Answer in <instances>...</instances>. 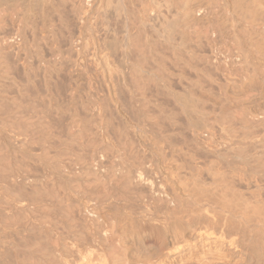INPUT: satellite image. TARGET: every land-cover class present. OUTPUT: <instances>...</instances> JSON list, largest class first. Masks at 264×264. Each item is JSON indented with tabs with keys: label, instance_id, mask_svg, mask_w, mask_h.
I'll list each match as a JSON object with an SVG mask.
<instances>
[{
	"label": "rangeland",
	"instance_id": "374dc122",
	"mask_svg": "<svg viewBox=\"0 0 264 264\" xmlns=\"http://www.w3.org/2000/svg\"><path fill=\"white\" fill-rule=\"evenodd\" d=\"M88 3L91 4V0H89ZM90 8H92V5ZM91 11L92 12H90V14H94L95 10L93 9ZM89 20L90 23L95 22L92 16ZM214 21L211 19L209 21V25L213 26ZM6 25L7 24L3 22L2 17H0V29L3 31H9L11 28L8 27L9 30H7ZM87 26L85 27L86 29L84 30L81 39L82 47L85 49L83 54L79 59L74 57L67 58L65 63L66 68L64 69L65 72L68 73H87L86 75H88V77L86 79L52 82L50 85H48L49 93L47 92V94H45V84L39 80L0 81V264H109L101 260L104 257L102 255V250H98L96 253L92 254V257L95 261L93 260L90 262V260L86 258L89 253V249L88 245H85L87 241L85 238L84 242V237H90L92 234V239L95 240V244H97L98 247L103 246L101 236L98 234L99 227L108 230V244H113V241L118 243V245H116L119 248L113 249L115 256H117L118 251H127V261H125L126 259L122 261L124 264H207V262H209L212 258L209 252L216 248H222L223 246L225 248L223 247L222 249L226 252L231 245L228 247V244L216 242L213 237L207 236H204V238L202 236L203 239L198 237L196 241L188 235L183 240L180 239L179 235L176 237L175 226L172 223V219L168 215V212H171V210H167L165 207H163V203L159 201V197H162L163 193L168 191H170L169 193H171V191H178L177 193H180L183 196L186 192L184 188L185 186L187 187V191L194 195V198H204L207 200L205 197L208 196L207 198L210 197V199H208L209 201L215 199V202L218 198L219 204L220 201L221 203L223 201L220 199L224 198L226 203L234 204V206H231V208H243L246 206V215L248 214L251 217L247 218V223H250V225L246 224L248 225L246 226V221L244 222V225L247 228L249 226V228L252 227V229H250V233L248 232L249 228H246L248 230H246L248 234H246V236L247 238H253L252 234L255 232L254 229L257 228V225L259 226L258 223H260V221L263 219L262 217H264V209L262 210L264 207V120H262L264 119V110L262 111L261 109L264 105V82L260 80L264 73V65L263 67L262 65H257V74L260 76V79L257 80V87L259 89L257 90L259 91L257 92V97H237L232 99V101H229V103L226 102L228 101L226 98L218 95V91L227 85L224 81H222L223 78L221 81L201 79L198 80L199 82L189 78H182L179 82L180 79H177L176 77H169L165 80H157L154 82L153 80L140 79L137 80L139 82L136 80L125 82V85H123L122 81H114L115 83L113 81H108L106 82L105 87L103 83L100 84L99 80L91 77V75H93L96 70H99L97 63L95 62V51H93L95 50L94 47L98 43L95 38V35L97 34L95 33V29H93L95 27H91L93 26L92 24L91 26L90 24L88 27ZM131 26L130 28H132ZM71 27L70 30L74 32L75 28L73 27L74 29H71ZM117 27L120 28H116L118 29L116 38H118L117 40L120 38L122 40L126 32L124 31L123 27L121 28V25ZM38 30L39 27H36L35 31L37 34L39 33ZM22 31H25L26 35L30 33L29 28H22ZM210 36L211 35H201L200 45L208 48V44L221 47L225 45L223 44L225 41L228 43L226 37H224L225 41L223 40L224 42L220 44L218 41H213L212 36ZM202 40H204V42H202ZM37 41L34 42V44L32 43V47H38L37 50L39 54L34 53L30 46L31 43H25V51L28 54V68H31L34 72L37 71L38 73L43 69L38 63V59L44 43L40 39H37ZM40 42L41 44L39 45L38 43ZM31 51L34 54H31ZM116 51L115 70L119 73L122 71H128L130 68L127 67L128 64L126 65L122 59V48L118 47ZM35 56L37 60L34 59ZM167 63L169 62L167 61L166 64L164 63L165 65H158L161 68L160 72L164 73L166 71L168 72V69H175L170 63ZM130 64L133 65L131 60ZM145 65L144 69L157 68V65H153L150 61L147 63L148 66ZM12 66L9 69L12 70ZM225 66L226 64L222 62L220 64V67L222 68L220 69L209 67V65L206 67L210 72H212V74L221 77L220 74L222 70L224 71L227 68ZM260 67H262L263 70L260 69ZM15 68V70L13 68V72L17 70L19 71L20 69L19 67ZM48 70L57 72L59 67L57 65L49 64ZM182 70L187 75L193 74L186 67H184ZM216 71L221 72L219 74L216 73ZM0 72L2 71L0 70ZM149 83L153 84L149 85ZM162 83L167 85L166 88H164L165 85L163 86ZM261 83L263 85L260 87L259 84L261 85ZM107 86H110V88L108 87L107 89ZM157 87L161 88L159 93ZM145 88L146 90L144 91ZM168 89H170V91ZM183 90L184 92L189 91L190 93L194 94L196 99L198 98V104L200 105H198V109L203 112L200 115L203 118L197 116L198 114L193 112L192 113L194 116L191 117V114L190 116H187L189 113H184L185 109L183 111V109L180 108L181 106L177 99L174 98L175 96H173V92L181 93ZM260 94L263 95V97ZM100 95H102V97ZM166 97H168V99ZM102 100L103 102H101ZM236 101L237 103H235ZM47 102L51 104V107L48 110H45L44 105ZM169 102L172 105H170ZM101 103H105L103 105L107 106V108L109 107V109L106 108L105 111L108 112L110 108H112V104V106H115L114 111L113 109L112 111H116V115L113 114L111 110L108 112V114L105 112V125L109 131L112 130L110 132H113V135H111V133H108L107 135L106 133L103 137V140L101 139L102 132L101 129L98 128L99 124L97 121L99 117L97 111L99 113L101 107L103 106ZM119 107L122 110H119ZM231 109L234 111L232 112ZM117 111L120 112L117 113ZM126 111L129 114H125ZM251 112H256L257 118L251 116ZM258 115L262 116L259 117ZM119 117L120 119L122 118V120H120ZM182 117L185 121L182 119ZM195 117H200V120L202 119V121L204 119L205 121L203 122L207 121L208 123L206 122V124L210 123V127L207 125L209 128H206V130H201L199 127H197L200 125L197 123H191ZM189 123L195 125L196 128ZM190 125L193 127L192 129L189 128ZM177 127L179 128L177 129ZM116 130H118V132H116ZM207 130L210 131V133L213 131L212 137L208 136L209 132H207ZM162 131L166 133H161ZM205 131L207 133H205ZM190 132L193 135H190ZM138 133L140 136H138ZM252 134H254V139L252 138ZM168 137L169 139H167ZM201 137H205V139ZM146 138L147 140H145ZM173 138L176 141H174ZM202 139L207 140L204 142ZM255 139H257V144H259V147L255 145ZM105 142L107 143L105 144ZM251 143L253 146L255 145L257 149H255ZM214 144L215 148H218L217 152L215 151L216 149L214 148ZM195 145L196 147H194ZM231 147L233 149H231ZM125 148L130 150H126ZM234 149L237 152L242 149H247L244 150L245 152L249 149L250 152L257 153L258 155L256 163L249 162V160L245 159L235 161V166L238 173L236 172L237 175L234 174L233 176V174H230L231 172L227 173L225 171H230V168H232L231 165L234 164L229 161L233 159L232 154L235 151ZM227 150L229 151L227 152ZM108 151H110V153ZM208 151L210 153H208ZM100 154L104 155V159L101 160L103 161L102 163L101 161H98ZM247 154L249 153L247 152ZM186 157L191 160L189 161ZM213 158L215 159L214 162ZM192 160L195 161L193 162ZM224 161L227 163V166L224 165ZM168 164L170 165L168 166ZM162 167L164 168L162 169ZM253 167H257V169L254 168V170ZM217 168L222 169L218 170ZM223 168L227 170L224 169V171H221ZM240 168L243 170V172ZM120 169L122 171H120ZM192 171L194 174L193 177L191 174ZM200 175L211 182L212 179H217V184H215L218 186V188L214 184H200L197 182V178ZM224 175L227 176V180L224 179ZM238 175H242V181L240 180L241 176L238 177ZM221 178L226 181L223 180L222 182L218 183V179L220 181L222 180ZM228 179L232 180L229 181ZM233 180L234 182H232ZM236 183H240V185L243 184V186H246L247 188H242L243 186L241 185V189H239L240 186ZM225 184H228L230 187L225 186L223 188ZM234 184H236V186H233ZM212 185L214 187H212ZM202 189L206 191H203ZM258 189L262 192L260 193ZM152 190L159 192H153ZM207 190L211 191L212 193L207 192ZM222 190H224L226 193H229V195L232 197L227 196V194L226 197H222ZM235 191H237L238 194ZM202 192L205 193L203 194ZM206 192L210 194L208 195ZM150 193L153 194L154 200L157 199L158 202L151 200L148 197ZM205 194H207V196ZM211 194L216 195L217 198L213 197L211 199L213 196ZM219 195H221V197ZM157 196L159 199L156 198ZM247 197L249 199H247ZM19 198H22L23 200ZM229 198H235L237 200H232ZM246 201L248 203H246ZM249 201L252 202L249 204ZM255 202L258 204H254ZM115 204L119 206H132L135 204V206H132V208L129 209L115 210L112 207V205L114 206ZM223 204L224 203L221 205ZM244 204L247 205L244 206ZM225 205L227 207L229 206L227 204ZM248 206L249 209L253 208L254 210L256 209V211H249ZM251 206L253 207L251 208ZM259 210L261 213L263 212L261 217L262 219L259 217ZM153 213H155V215ZM171 214L173 216V213ZM95 215L98 218V222H93L91 219ZM248 215L247 217H249ZM253 215L257 218H255ZM175 217L179 219L181 216L176 215ZM209 217L210 218L208 219L211 221L212 217ZM84 219L89 220L88 226L84 224ZM249 219L256 221H252V224ZM114 226L116 228L115 238L110 232L113 230ZM251 230L254 231L252 232ZM146 231H148V233H146ZM146 235L148 236L146 237ZM166 236L168 237L166 240L168 242L165 244L167 246L163 245L162 243V239ZM174 237L177 238V242L175 243H173ZM116 238L117 240H115ZM120 240H126V242H124L121 247L119 244ZM205 243L208 250L205 248ZM208 243L210 245H208ZM221 244L223 246H221ZM198 246L201 248V252ZM197 248H199V250ZM209 248L211 249L209 250ZM229 249L233 253L227 251V254H231L232 256L227 255L228 257H231V259H228V257L223 258L225 261L229 260L226 261L228 263L225 262V264H233L235 263V260L238 264H257V260L252 256L247 257H251V261L248 259L250 262L248 263L246 258L239 257L240 255L235 251L234 247ZM154 251H156V253L152 254ZM193 251L195 252L193 253ZM190 252L194 255H192ZM202 254L204 255L202 256ZM200 256H202V259H200ZM204 256H208L206 260H204ZM188 258L190 260H188ZM219 260L221 259H214L213 262L210 261V264H224V261ZM262 262H264V260ZM262 262L260 264H264Z\"/></svg>",
	"mask_w": 264,
	"mask_h": 264
},
{
	"label": "bare ground",
	"instance_id": "6f19581e",
	"mask_svg": "<svg viewBox=\"0 0 264 264\" xmlns=\"http://www.w3.org/2000/svg\"><path fill=\"white\" fill-rule=\"evenodd\" d=\"M88 1L89 0H0V17H2L3 22L5 24H7L6 29L9 30L8 27L11 28L9 31H3L0 29L1 30L0 31V70L2 71V72H0V81L4 82V81H9V80H11V81H16V80H26V81L37 80L38 81L39 80L45 84V87H46L45 94H47V92L49 93V86L48 85H50V83H52V82H55V81L56 82H63V81L73 80V79L74 80L75 79L76 80L86 79L88 77V75H86L87 73L86 74H84L83 72L82 73H74V72L68 73V72H65L64 69L66 68L65 63H66L67 58L74 57V58L79 59L80 56L83 54V52L85 50V49H83L82 43H81L83 32L86 29L85 27L87 25L89 26V24H90V26H91V24H92L93 26H91V27H95L93 29H95V33L97 34V35H95L96 36L95 38H96L98 44L96 45L97 47L96 46L94 47L95 50H93V51H95L94 52L95 62L97 63L99 70H96L95 73L92 72L93 75H91V77L99 80L100 84L103 83V85H105V87H106V82H108V81H111V82L112 81L113 82L114 81L115 82L116 81H122L123 85H125L124 84L125 82L135 81V80L137 81L140 79H142V80L143 79L144 80H153V82H154L157 80L162 81V80H165L169 77L170 78L176 77L177 79H180L179 82L181 81L182 78H189V79L195 80L197 82L198 80H201V79L202 80L207 79L210 81L211 80H218V81L220 80L221 81V79L223 78L222 81H224L227 85L223 89H220L218 91V95L226 98L228 100L226 102L229 103V101H232V99H235L237 97H243V96H245V97H257V92H259V91H257V90H259L257 87L258 86L257 80L260 79V76H258V74H257V65H260V66L262 65V67L264 65V0H91V4H89ZM91 5H92V8L94 7L93 8L95 10L94 14H92V13L90 14V12H92L91 10H93L92 8H90ZM91 16L95 20V22H93L95 25L92 22L90 23L89 19ZM16 19H18V20H16ZM211 19L213 21L215 20L213 22V24H214L213 26L209 25V21ZM120 25H121V28L123 27L126 34L124 35L122 40L120 37H119L120 39L117 40L118 39V38H116V36L118 34L117 30L120 28L117 26H120ZM71 26H73L76 31L74 30V32H72L70 30ZM130 26L132 28H130ZM36 27L37 28L39 27V30H38L39 33L38 34L35 31ZM73 27H71V29H74ZM2 28H5V27H2ZM22 28H29L30 29V33L27 34L28 36L26 35L25 31H22ZM116 28H118V29H116ZM6 29H4V30H6ZM88 31H90V30H88ZM120 34H121V32H120ZM122 34H124V33H122ZM201 35H208V36L211 35L213 38V41L214 40L218 41L220 44L225 41L224 37H226V39L228 40V43L225 41V43H223L225 45L221 46V47H217V45L213 46L212 44L211 45L208 44L209 47L206 48V47H203L202 45H200V42H201L200 36ZM37 39L42 40V42L44 43V45L41 48V53H40L39 59H38V63L41 65V67L43 69H42V71H39L38 73H37V71L34 72L31 68H28L29 67V66H27V64L29 63V62L27 63L28 54L25 51V43H31L30 46H31L32 50L34 51V53L39 54V52L37 50L38 47L37 48H36V46L32 47V45L34 44V42L37 41ZM202 42H204V40H202ZM38 44L40 45L41 42ZM213 44H214V42H213ZM118 47L122 48V53H123L122 59L124 60L126 65L128 64L127 67L130 68L131 70L129 69L128 71H124V72L122 71L121 73H119L115 70V63H116L115 59H116V52H117L116 50ZM34 53H32V51H31V54H34ZM38 54H37V57H38ZM34 59H36V56ZM130 60H131V63L133 65L130 64ZM149 61L153 65H157V68L156 69H154V68L153 69H144V65L145 64L147 65V63ZM167 61L175 69L174 70L168 69V72L166 71L164 73L160 72L161 68L158 65L159 64L162 65L164 63L166 64ZM222 62L226 64L225 67H227V68L225 69V67H224L225 70L224 71L222 70V72L220 71L221 74H220V72L216 71V73H219L221 77H219L215 74H212V72H210L206 67L209 65V67H212L215 69H220V68H222V67H220V64ZM79 63H80V60H79ZM82 63H83V61H82ZM169 63H167V64H169ZM49 64L57 65L59 67V70L57 72H53L52 70H48ZM11 66H12V70L9 69ZM221 66H223V65H221ZM15 67H19L20 69L17 68V69H19V71L17 70L15 72H13L16 69ZM184 67H186L193 74L187 75L182 70ZM262 67H260V69L263 70L264 67L263 68ZM13 68H14V70H13ZM260 80H262L264 82V73H263V76L261 77ZM137 82H139V81H137ZM141 82H140V84H141ZM262 83H261V85L259 84L260 87L264 84V83L263 84ZM151 84H153V83H151ZM151 84L149 83V85H151ZM162 85L163 86L165 85L164 88H166V86H167L166 84H163V83H162ZM163 86H162V88H163ZM108 87L110 88V86H107V89H108ZM158 87H161V86H158ZM158 87H157V89H158V93H159L160 92L159 90H161V88H158ZM142 88H144V87H142ZM139 89H140V87H139ZM192 89H193V87H192ZM204 89H206V88H204ZM145 90H146V88L144 89V91ZM168 90L170 91V89H168ZM189 90H191V89H189ZM177 92H173V94H174L173 96H175L174 98H176L178 103L180 104V106H181L180 108H182L183 111L185 109L184 113H186V112L189 113L188 115L187 114H185V115L190 116V114H191V117H192V116H194L193 113L198 114L197 116H200L203 113L198 109L200 106L198 104L199 101L197 100L198 98L196 99L194 97V94L190 93L189 91L184 92V90H183V92L181 91V93H177ZM42 93H43V91H42ZM123 93H124V91H123ZM170 93H172V92H170ZM160 94H162V93H160ZM202 94H203V92H202ZM205 94H206V92H205ZM129 95H130V92H129ZM152 95H153V93H152ZM100 96L102 97V95H100ZM261 96L263 97V95H261ZM245 97H243V98H245ZM164 98H165V95H164ZM166 98L168 99V97H166ZM99 99H100V97H99ZM158 99H159V97H158ZM101 102H103V100ZM122 102H123V100H122ZM214 102H215V100H214ZM105 103H101V104L103 105ZM225 103H224V105H225ZM235 103H237V101ZM112 105H111L112 108H110L111 112H113L115 109L114 108L115 106H112ZM170 105H172V104L170 103ZM235 106H237V105H235ZM50 107H51V104L49 102H47L44 105L45 110H48ZM226 107H228V106H226ZM262 107L264 108V105ZM106 108H107V106L103 105L101 107V110L99 111V113L97 111V114H99V117L97 119L98 124H99L98 128L101 129V132H102L101 139L102 140H103V137L106 133L108 135V133H111L110 131H112V130L109 131L107 129V126L105 125L106 124L105 112H107V111H105ZM263 108H261L262 111L264 110ZM107 109H109V107ZM112 109H113V111H112ZM203 109H204V106H203ZM261 109H260V111H261ZM119 110H122V109H120V107H119ZM169 111H171V110H169ZM231 111H232V109H231ZM108 112L106 114H108ZM115 112H113V114H115ZM118 112H120V111H117V113ZM127 113L128 112L126 111L125 114H127ZM174 113H177V112H174ZM263 113H264V111H263ZM135 114H136V112H135ZM256 114H257L256 112L255 113L251 112V116L256 117L257 116ZM205 115H206V113H205ZM245 115H247V114H245ZM107 116H109V115H107ZM258 116L261 117L262 115L261 116L258 115ZM191 117H189V118H191ZM200 117H202V116H200ZM200 117L199 118L195 117L196 119L193 118V122H191V123H195V124L197 123L198 125H200L197 127H199L201 130H204V129L206 130V128L210 127L209 126L210 123L206 124L207 121L203 122L205 120L204 119H203V121H202V119L200 120ZM107 119H108V117H107ZM119 119H120V117H119ZM182 119H183V117H182ZM120 120H122V118ZM250 120H252V119H250ZM262 120H264V119H262ZM191 123H189V124H191ZM261 123H262V121H261ZM139 125H142V124H139ZM191 125H190V127L188 126L190 129H192L193 127L196 128L195 125H192L193 127ZM207 125L209 127H207ZM248 125H249V123H248ZM179 126H181V125H179ZM261 126H262V124H261ZM175 127H176V125H175ZM242 127H244V126H242ZM178 128L179 127H177V129ZM149 129H150V127H149ZM153 129H156V128H153ZM208 130H210V129H208ZM208 130H207V132H209L208 136L212 137L213 131L210 133V131H208ZM160 131H161V129H160ZM116 132H118V130H116ZM166 132H167V130H166ZM166 132L162 131L161 133H166ZM187 132H188V130H187ZM207 132L205 131V133H207ZM139 133H138V136H140ZM128 134H129V132H128ZM189 134L191 135L192 133L190 132ZM189 134H187V135H189ZM88 135H90V134H88ZM111 135H113V132L111 133ZM249 135H250V133H249ZM252 135H253L252 138L254 139V134H252ZM203 136H207V135H203ZM149 137H150V135H149ZM201 138L205 139V137H201ZM167 139H169V137ZM145 140H147V138ZM173 140H174V138H173ZM206 140H203V141L205 142ZM255 140H256L255 145L257 147H259L258 146L259 144H257V139H255ZM255 140H254V142H255ZM114 141H115V139H114ZM141 141H143V140H141ZM174 141H176V140H174ZM252 142H253V140H252ZM106 143L107 142H105V144ZM101 144H103V143H101ZM110 144H111V142H110ZM251 145H252V143H251ZM255 145L254 146L252 145V146L255 149H257V147H255ZM107 146H108V144H107ZM194 147H196V145ZM206 148H207V146H206ZM214 148H215V144H214ZM155 149H156V146H155ZM217 149L215 150L216 152H217ZM231 149H233V148L231 147ZM126 150H130V149H126ZM140 150H142V149H140ZM229 150H227V152ZM244 150H247V149H244ZM244 150L242 149L238 152L235 150L236 152L234 151L232 154L233 159L229 160L230 162L234 163L233 165H231L232 166V168H230L231 170L229 171V170L223 168V170H221V171H224V169H225V170H227L225 172H227V173L231 172L230 174H233V176H234V174L237 175L236 172L238 173L237 168L235 166V161H238V160L240 161L242 159L243 160L245 159V160H249V162H255L256 163L258 154L250 152L249 149H248V151H245V152H244ZM159 151H161V150H159ZM103 152H101V153H103ZM108 152L110 153V151H108ZM225 152H224V155H225ZM247 152L249 154H247ZM208 153H210V152L208 151ZM101 155L102 154H100L98 161H101L102 159H104V155H102V156ZM161 156H162V154H161ZM178 157H180V156H178ZM132 158H134V157H132ZM164 161H166V160H164ZM214 161H215V159L213 160V162ZM102 162L103 161H101V163ZM217 162H218V160H217ZM97 163H99V162H97ZM183 164H184V162H183ZM201 164H202V162H201ZM226 164L227 163L225 162L224 165H226ZM169 165L170 164H168V166ZM243 166H242V168H243ZM117 168H118V166H117ZM163 168L164 167H162V169ZM226 168H228V167H226ZM254 168L255 167H253V169ZM259 168H260V166H259ZM220 169H222V168H220ZM220 169H218V170H220ZM255 169H257V167ZM178 170H179V168H178ZM120 171H122V170L120 169ZM242 172H243V170H242ZM94 174H95V172H94ZM191 174L193 177V175H194L193 171ZM252 175H254V174H252ZM239 176H241L240 180L242 181V175H238V177ZM226 177L227 176H225L224 179H226ZM219 179H218V183L222 182L224 180L223 178H221L222 180L219 181ZM216 180L212 179V182H211L208 179L202 177L201 175L197 178V182H199L200 184H214V185H216L217 184ZM226 180H224V181H226ZM231 180H229V181H231ZM158 182H160V181H158ZM232 182H234V180ZM238 182H240V181H238ZM243 183H245V182H243ZM236 184H234L233 186H236ZM238 184L240 186L239 189H241V185L243 186V184H241V185H240V183H238ZM38 186H40V185H38ZM225 186L227 187L228 184L227 185L225 184L223 186V188ZM152 187H154V186H152ZM212 187H214V186L212 185ZM228 187H230V186H228ZM245 187L246 186H243L242 188H245ZM184 188H185L186 192L183 196L180 193H177L178 191L177 192L171 191V193H169L170 191H168L166 193H163L162 197H159L160 199L158 198V196L156 197L159 199V201H161L163 203V207H165L167 210H171V212H168V215L172 219V223L175 226L176 237L179 235L180 239L183 240L188 235L189 237H191L195 241H196V239H198V237H200L201 239H203L204 236L213 237L216 240V242H221L223 244L226 243V244H228V247H229V245L233 246L235 248V251L238 252V254L240 255L239 257L246 258L247 259L246 261L248 263H250L249 261H251V259H250L251 257L247 258L248 256H252L253 258H255L257 260V264H260L264 260V220H263L264 217H262V213L264 212V210H263L264 207L262 208L263 212L261 213L260 212L261 209H260L259 213H258L259 217L263 218V219L261 218L263 221L261 220L260 223H258L259 226L257 225V228L254 229L255 232H253L254 230L253 231L251 230L253 232V234H252L253 238H247V236H246L247 231H248L247 229L250 226L247 228V227H245V225L246 224L250 225V223H247V221H248L247 218L251 217L248 214L247 215L249 217H247V215H246V208L247 207L245 205H247V204H244L245 207H243V208L242 207H232L231 208V206H234V204H228L224 201L225 200L224 198L223 199L221 198L220 200H223L222 203H224L223 205H221L222 204L221 201L219 204V201H218L219 199L216 197V195H213V194H211V195H213L211 197V199L213 197H216L217 198L216 202L214 201L215 199L214 200L212 199V201H209L208 199H210V197L207 198L208 197L207 194L209 195L210 193H207V192H211V191L207 190V192H206L207 194H205L207 196V197H205L207 200H205L204 198L203 199H199L196 197L194 198V195L189 193V191H187V187L185 186ZM217 188H218V186H217ZM245 189H244V191H245ZM203 191H206V190H203ZM218 191H220V190H218ZM33 192H34V190H33ZM153 192H159V191L155 190ZM235 192L237 193V191H235ZM261 192L262 191H260V193ZM221 193H222V197H226V194H227V196L232 197L231 195H229V193H226L224 190H222ZM242 193H244V192H242ZM223 195H225V196H223ZM219 196L221 197V195H219ZM239 196H241V195H239ZM105 197H107V196H105ZM148 197L151 200H154L153 194L150 193V195ZM248 197H247V199H249ZM191 198H193V199H191ZM19 199H22V198H19ZM229 199H232V198H229ZM243 199H244V197H243ZM39 200H40V198H39ZM108 200H110V199H108ZM232 200H237V199L234 198ZM232 200H229V201H232ZM256 200H254V201H256ZM154 201L158 202L157 199ZM251 202L252 201H249V204ZM246 203H248V202L246 201ZM225 204H227L229 206L227 207ZM254 204H258V203L255 202ZM235 205L237 206L236 203H235ZM132 206L134 207L135 204ZM132 206L131 205L119 206L116 204L114 206L112 205V207L115 210L129 209V208H132ZM253 206H251V208ZM260 208H261V206H260ZM248 209H249V206H248ZM252 210H254V209L253 208L249 209V211H252ZM148 211H150V210H148ZM254 211H256V209ZM76 212H77V210H76ZM171 213H173V216ZM153 214L155 215V213H153ZM255 214H256V212H255ZM176 215H180L181 217L180 218L178 217L179 219H177V217H175ZM245 215H246V218H245ZM209 216L212 217L211 221H210V219H208V218H210ZM256 216H257V214H256ZM76 217H78V216H76ZM255 218H257V217H255ZM91 219L93 222H98V218L96 217V215L93 216ZM80 221H81V218H80ZM84 221H85L84 224L86 226H88L89 220L84 219ZM245 221H246V223L244 225ZM249 221L252 223L253 220L249 219ZM255 221L256 220H254L253 222H255ZM115 226L113 227V230L110 231L111 234L114 236V238L116 237L115 236L116 235ZM246 226H248V225H246ZM261 227H263V228H261ZM250 229H252V227L249 228V231H248L249 233H250ZM33 231H34V229H33ZM98 231H99L98 234L101 236V241L103 243V246L98 247V245L95 244V242H94L95 240L92 239L93 236L91 233H90L91 234L90 237L89 236L84 237V242H85V238L87 241L86 242L87 244L85 243V245L86 246L88 245V249H89V251H88L89 253H88L86 258L89 259L90 262H92L94 260V258L92 257V254L96 253L98 250H102L103 251L102 255L104 257L101 255L103 257V259H101V260H103L105 263L113 264V262H114V264H122L123 263L122 261H124L125 259H126L125 261H127L128 253L126 250L118 251L117 256L114 255L113 249L114 248L118 249L119 247H117L118 243H116L115 241H113V244H108V238H107L108 237L107 236L108 230L99 227ZM146 233H148V231H146ZM147 236L148 235H146V237ZM202 236H203V238H202ZM176 237H174L173 243L177 242ZM167 238L168 237L166 236L165 238L162 239L163 245L167 244V242H168V241H166ZM180 239H179V241H180ZM115 240H117V238ZM159 240H160V238H159ZM188 240H190V239H188ZM124 242H126V240H122V241L120 240V242H119L120 247L122 246V244ZM202 245H203V243H202ZM208 245H210V244L208 243ZM165 246H167V245H165ZM221 246H223V245L221 244ZM231 246L229 248H233ZM97 247H98V249H97ZM199 248H197V249L199 250ZM205 248H206V243H205ZM222 248L213 249L211 252H209L211 255L207 253L208 255H210L212 257L210 261L213 262L214 259H221L222 261H224V264L226 261H229V260L225 261V260H223V258H227L228 256H230L231 254H227V251L231 252V250L228 248V250L225 252ZM202 249H203V247H202ZM210 249L211 248H209V250ZM168 252H169V250H168ZM191 252H192V250H191ZM194 252L195 251H193V253ZM200 252H201V248H200ZM153 253L155 254L156 251L152 252V254ZM231 253H233V252H231ZM192 255H194V254H192ZM203 255L204 254H202V256ZM202 256H200V259H202L201 258ZM189 257H191V256H189ZM207 257H205L204 260H206ZM233 257H235V256H233ZM111 258H112V260H111ZM229 258L231 259V257H228V259ZM248 259H250V260L248 261ZM188 260H190V259L188 258ZM221 260H219V261H221ZM233 260H234V258H233ZM208 261H209V258H208ZM210 261L207 262V264L208 263L210 264ZM226 263H228V262H226ZM262 263H264V262H262ZM130 264H132V263H130ZM233 264H238V263L235 260V263H233ZM250 264H252V263H250Z\"/></svg>",
	"mask_w": 264,
	"mask_h": 264
}]
</instances>
